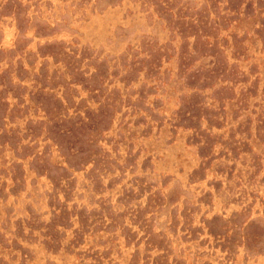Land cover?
Segmentation results:
<instances>
[{
  "label": "rangeland",
  "instance_id": "obj_1",
  "mask_svg": "<svg viewBox=\"0 0 264 264\" xmlns=\"http://www.w3.org/2000/svg\"><path fill=\"white\" fill-rule=\"evenodd\" d=\"M0 264H264V0H0Z\"/></svg>",
  "mask_w": 264,
  "mask_h": 264
}]
</instances>
